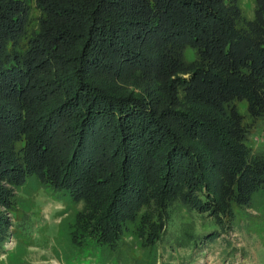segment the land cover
<instances>
[{"label":"trees","instance_id":"obj_1","mask_svg":"<svg viewBox=\"0 0 264 264\" xmlns=\"http://www.w3.org/2000/svg\"><path fill=\"white\" fill-rule=\"evenodd\" d=\"M253 5L248 19L237 0H35L31 26L24 0H0V180L68 203L64 261L174 264L166 250L193 252L258 208L264 0Z\"/></svg>","mask_w":264,"mask_h":264},{"label":"rangeland","instance_id":"obj_2","mask_svg":"<svg viewBox=\"0 0 264 264\" xmlns=\"http://www.w3.org/2000/svg\"><path fill=\"white\" fill-rule=\"evenodd\" d=\"M24 1L29 8L31 26H34L39 16L35 0ZM237 1L246 17L251 19L253 0ZM176 77L179 80L188 74ZM131 81L120 78L113 84L130 88ZM0 194H8L12 205L0 200V264H70L54 248L60 234V217L68 203L49 193L34 179L19 188L0 180ZM255 203L258 208H247L232 225L217 228L218 236L204 246L193 252L181 248L169 254L166 250L164 259L174 256V264H264V197L259 195ZM195 218L196 223L200 222L201 217Z\"/></svg>","mask_w":264,"mask_h":264}]
</instances>
